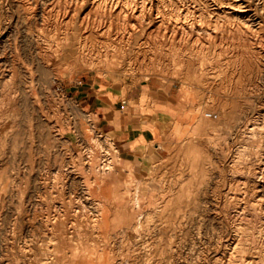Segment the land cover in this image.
<instances>
[{
  "label": "rangeland",
  "instance_id": "rangeland-1",
  "mask_svg": "<svg viewBox=\"0 0 264 264\" xmlns=\"http://www.w3.org/2000/svg\"><path fill=\"white\" fill-rule=\"evenodd\" d=\"M30 1L0 0V264H264V182L242 192L264 161V0H154L86 39L65 0ZM87 82L162 108L144 165L99 167L100 124L67 94Z\"/></svg>",
  "mask_w": 264,
  "mask_h": 264
},
{
  "label": "bare ground",
  "instance_id": "bare-ground-1",
  "mask_svg": "<svg viewBox=\"0 0 264 264\" xmlns=\"http://www.w3.org/2000/svg\"><path fill=\"white\" fill-rule=\"evenodd\" d=\"M52 1V0H51ZM154 0H65L63 3H60L59 1H55L54 3H51V7H55L56 5L60 6L62 4V21H64V24L66 25V29L69 26V33L72 31L79 32V38L86 39L87 36L93 34L94 32H108L113 27L112 18L118 19L119 16L123 15V20L126 19L127 21V28L130 29L128 24H134L139 18L149 19L151 14V7L154 4ZM218 1V0H217ZM7 3V2H6ZM30 5L33 6L37 5V0H32L28 2ZM49 3V4H50ZM87 3V5H85ZM184 3V2H183ZM27 4V3H26ZM231 7L239 13H247L249 10L248 5L244 3L242 0H232L230 2ZM50 6V5H48ZM230 6V5H229ZM6 7V6H5ZM170 7V6H169ZM57 8V7H56ZM48 9V8H47ZM46 9V10H47ZM60 9V8H59ZM58 9V10H59ZM56 10V9H55ZM57 10V11H58ZM213 10V9H212ZM30 11V10H29ZM205 11V10H204ZM54 12V11H53ZM56 12H54L55 14ZM164 15V14H163ZM168 15V14H167ZM177 15V14H176ZM206 16V15H205ZM55 17H58L57 13L55 14ZM106 17V18H105ZM108 18V19H107ZM185 18V17H184ZM14 19V18H13ZM172 19V18H171ZM177 19V18H176ZM29 21V20H28ZM54 21V20H53ZM130 21V23L128 22ZM161 21V20H160ZM117 22V21H116ZM120 22V21H119ZM125 22V21H124ZM140 23V21H138ZM142 22V21H141ZM158 22V20H157ZM155 23V21H154ZM239 23V22H238ZM54 24V23H53ZM121 24V23H120ZM237 24V23H236ZM115 25V24H114ZM54 26V25H53ZM136 26V25H135ZM38 27V26H37ZM65 27V26H64ZM119 27V26H118ZM137 27V26H136ZM151 27V26H150ZM126 28V30H127ZM134 28V27H133ZM39 29V28H38ZM59 29V28H58ZM166 29V28H165ZM114 30V29H113ZM121 30V29H120ZM53 31V30H52ZM64 31V30H63ZM116 31V30H115ZM129 31V30H128ZM39 32V30H38ZM114 32V31H113ZM132 32V31H130ZM150 32V31H149ZM175 32V31H174ZM65 33V32H63ZM68 33V32H67ZM66 33V34H67ZM125 33V32H124ZM248 33V32H247ZM107 34V33H106ZM105 34V35H106ZM120 34V33H119ZM129 34V33H128ZM244 34V33H243ZM65 36V34H63ZM62 35V36H63ZM94 35V34H93ZM117 35V34H116ZM127 37V36H126ZM64 38H67L65 36ZM38 39V38H37ZM83 39V40H84ZM39 42V41H38ZM37 42V43H38ZM51 43V42H50ZM144 43V42H143ZM80 46H85L84 41L79 43ZM107 44V43H106ZM114 44V43H113ZM43 47V46H42ZM92 49V48H91ZM46 50V49H45ZM43 51V50H42ZM145 53V52H144ZM89 54V53H88ZM3 57V56H2ZM0 64H1V58H0ZM1 66V65H0ZM15 66V65H14ZM13 67V66H12ZM10 81V80H9ZM7 99V98H6ZM264 119V118H263ZM257 122V121H256ZM255 126V125H254ZM256 127V126H255ZM92 139V138H91ZM97 141V140H96ZM94 142V140H93ZM91 143V142H90ZM98 143V142H97ZM95 144V143H94ZM90 146V145H89ZM93 146V145H92ZM98 147V146H97ZM96 148V147H95ZM93 149V148H92ZM92 151V150H90ZM99 151V150H98ZM241 151V150H240ZM91 153V152H89ZM90 156V155H89ZM240 156V155H239ZM89 159V158H88ZM264 160V158H263ZM89 162V160H88ZM233 162V161H232ZM111 164V163H110ZM234 164V163H233ZM234 166V165H233ZM235 168V167H234ZM249 168V167H248ZM247 168V169H248ZM67 170V168H65ZM243 170V169H242ZM63 172V171H62ZM237 172V174H235ZM243 172V171H242ZM242 172L235 171L234 175H239ZM67 173V172H66ZM247 174L250 178H247L246 181H243L242 187H243V197L247 192L252 191L257 195L256 193L261 191L263 188V182H264V161L259 163L258 165L254 166L253 168L249 169L247 171ZM95 180V179H94ZM249 181H252L251 184H249ZM99 183V182H98ZM60 184V183H59ZM101 184V182H100ZM100 186V185H99ZM98 187V186H97ZM241 188V187H239ZM237 189V188H236ZM240 190V189H239ZM53 193V192H52ZM100 194V193H99ZM251 194V193H250ZM92 196V195H91ZM234 197V196H233ZM223 198V197H222ZM258 198V197H257ZM237 199V198H236ZM259 199V198H258ZM263 199V198H262ZM239 200H241L239 198ZM261 200V199H259ZM93 201V200H92ZM258 201V200H257ZM97 204H99V216L104 217L107 213L108 207L106 203V199H99L98 201H95ZM261 202V201H260ZM253 203V202H252ZM259 203V201H258ZM261 204V203H260ZM257 205V204H256ZM236 206V205H235ZM242 207V206H241ZM79 208V207H78ZM53 209V208H52ZM244 209V208H243ZM242 209V210H243ZM82 210V209H81ZM245 210V209H244ZM45 211V210H44ZM241 211V210H240ZM238 212V211H237ZM243 212V211H242ZM235 213V212H234ZM233 213V214H234ZM240 213V212H238ZM236 214V213H235ZM37 215V214H36ZM239 215V214H238ZM85 216V215H84ZM231 216V215H230ZM36 220V219H35ZM92 220H97L96 216ZM15 222V221H14ZM71 222V221H70ZM73 222V221H72ZM94 223V222H93ZM92 223V224H93ZM30 225V224H29ZM84 225V224H83ZM263 226V225H262ZM261 226V227H262ZM243 228V227H242ZM98 229V228H97ZM77 230V229H76ZM97 231V230H96ZM118 233V232H116ZM97 234V233H96ZM235 234V233H234ZM99 238V237H98ZM235 237L226 240L224 243L225 247L228 249L224 250L225 254L227 255V260H230V257L232 258L234 253H232L236 247L237 241L234 239ZM237 240V239H236ZM43 242V241H42ZM24 243V242H23ZM29 243V242H27ZM40 243V242H39ZM220 243V242H219ZM246 243V242H245ZM20 245V244H19ZM120 245V244H119ZM39 246V245H38ZM8 247V246H7ZM82 247V246H81ZM29 249V248H28ZM88 250V248H87ZM247 250V249H246ZM6 251V250H5ZM31 251V250H30ZM176 251V250H175ZM74 252V251H73ZM111 253V252H110ZM136 254V253H135ZM24 255V254H23ZM223 255V253H222ZM27 256V255H26ZM81 256V255H80ZM222 257V256H221ZM251 260H254L255 256H250ZM26 258V257H25ZM249 262L250 259H247ZM46 261V260H45ZM133 261V260H132ZM247 261V262H248ZM202 262V260H201ZM218 262V261H217ZM255 262V261H254ZM20 263V262H19ZM222 263V262H221ZM43 264V262H42ZM121 264V263H120ZM219 264V263H218ZM225 264V263H224Z\"/></svg>",
  "mask_w": 264,
  "mask_h": 264
},
{
  "label": "crops",
  "instance_id": "crops-1",
  "mask_svg": "<svg viewBox=\"0 0 264 264\" xmlns=\"http://www.w3.org/2000/svg\"><path fill=\"white\" fill-rule=\"evenodd\" d=\"M74 100L83 98L86 109L93 112L100 124L102 134L111 139L115 145L113 154L118 156L122 165H144L148 143L159 137L160 128L164 127L162 108H152L151 113L138 108V103L129 104L123 110L124 99L120 100L118 92L104 85L87 82L68 91ZM130 96V97H129ZM127 100L132 98L127 95Z\"/></svg>",
  "mask_w": 264,
  "mask_h": 264
},
{
  "label": "built area",
  "instance_id": "built-area-1",
  "mask_svg": "<svg viewBox=\"0 0 264 264\" xmlns=\"http://www.w3.org/2000/svg\"><path fill=\"white\" fill-rule=\"evenodd\" d=\"M81 82L78 81V84ZM208 116H212L211 113H208ZM90 123H93L91 120ZM97 133V136L100 137V140L102 141L101 148H99V155H100V165L99 167L102 168L105 171H109L110 166V160L111 156L113 155V151L115 149L114 143L111 141V139L106 138L101 131H95ZM113 145V147H112Z\"/></svg>",
  "mask_w": 264,
  "mask_h": 264
}]
</instances>
